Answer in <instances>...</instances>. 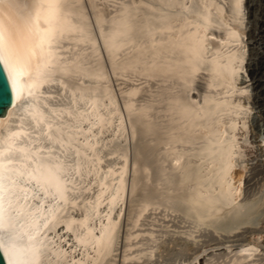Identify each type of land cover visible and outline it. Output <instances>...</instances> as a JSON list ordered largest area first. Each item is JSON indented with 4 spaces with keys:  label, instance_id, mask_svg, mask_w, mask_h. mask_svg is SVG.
I'll list each match as a JSON object with an SVG mask.
<instances>
[{
    "label": "bare ground",
    "instance_id": "bare-ground-1",
    "mask_svg": "<svg viewBox=\"0 0 264 264\" xmlns=\"http://www.w3.org/2000/svg\"><path fill=\"white\" fill-rule=\"evenodd\" d=\"M87 1L0 0L15 87L0 123L8 264H114L128 196L122 264H151L164 218L193 240L251 223L258 205L239 202L234 178L250 143L238 135L251 0ZM160 221L165 230L150 228ZM258 253L247 243L204 263L253 264Z\"/></svg>",
    "mask_w": 264,
    "mask_h": 264
},
{
    "label": "rangeland",
    "instance_id": "rangeland-1",
    "mask_svg": "<svg viewBox=\"0 0 264 264\" xmlns=\"http://www.w3.org/2000/svg\"><path fill=\"white\" fill-rule=\"evenodd\" d=\"M85 1L86 3L88 2L87 0ZM244 7L247 16L245 20L246 30L244 37L247 49V59L244 69L240 72L239 84L243 87V89L247 90V92L242 96V100L243 103L244 101L246 102L248 115L245 120L247 128H241L240 132L242 133L239 132L240 135H238V138L241 143H243L244 140H247L250 143L247 145L248 148L245 149L246 153L244 157L239 159V165L235 169L234 178L236 185L239 186L242 191L239 202L258 205L257 212L253 215L251 223L245 225L242 229L234 233H217L213 230H205L196 235L199 236L196 240H193L192 238L188 239V237L182 233H174L175 225H184L179 222L180 218H164L161 214H158L159 219L164 218L165 221H170L168 224L171 227L168 228L170 232L167 236L162 238V243L160 242L161 249L156 251V257H152L153 260L151 259V264H188L190 259L193 258L196 253L207 250L200 258V262L205 264L204 262L209 260L212 255L228 253L229 250L236 251L241 248L242 245L247 243H250L259 249V257L256 258L259 261L253 264H264V0L250 1V8L256 11L255 16L251 19L248 17V8L246 6ZM112 78L115 88L118 91L119 87L117 84L121 81L117 83V81H114V76H112ZM198 81L202 83L203 80L198 79ZM131 143L132 140H130L129 146V154L132 156ZM131 173L132 172H130V174ZM88 181L89 179H87L86 182L88 183ZM92 186H94L92 189L95 188V184ZM92 189L91 191H83L86 194L87 192L88 194H91L94 192V189ZM128 200H130V196L127 197V200L125 199L126 206L122 218L123 223H121V237L119 238V242L117 244L118 248L114 252L117 255L115 257L116 262L114 264H122L124 233L126 231L127 223L126 214L130 204ZM75 213H80V211H75ZM147 221V219L143 220L144 224H146ZM155 223L156 226H150V228H154L155 230L166 229L159 226L163 224L161 221ZM145 228L149 227L144 226L139 229ZM208 233L215 236V238L210 236ZM66 238L67 239H64L63 243L68 246V238L71 237L68 235ZM184 245L188 246L187 250L184 249ZM228 247L231 248L228 249ZM76 252L77 254L79 253L78 250ZM143 261L144 260H140L136 263L141 264Z\"/></svg>",
    "mask_w": 264,
    "mask_h": 264
},
{
    "label": "water",
    "instance_id": "water-1",
    "mask_svg": "<svg viewBox=\"0 0 264 264\" xmlns=\"http://www.w3.org/2000/svg\"><path fill=\"white\" fill-rule=\"evenodd\" d=\"M14 98V82L9 76L4 62H2V64H0V123L8 109L14 103ZM0 264H4L2 255H0Z\"/></svg>",
    "mask_w": 264,
    "mask_h": 264
},
{
    "label": "snow or ice",
    "instance_id": "snow-or-ice-1",
    "mask_svg": "<svg viewBox=\"0 0 264 264\" xmlns=\"http://www.w3.org/2000/svg\"><path fill=\"white\" fill-rule=\"evenodd\" d=\"M2 62H3V58L0 57V64H2ZM0 255H2V257H3L4 264H8V262H7V256L3 253L2 249H0Z\"/></svg>",
    "mask_w": 264,
    "mask_h": 264
}]
</instances>
